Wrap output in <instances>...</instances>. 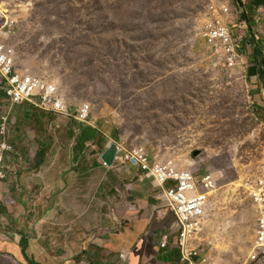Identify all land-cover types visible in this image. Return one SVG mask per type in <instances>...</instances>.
Segmentation results:
<instances>
[{"label":"rangeland","instance_id":"rangeland-1","mask_svg":"<svg viewBox=\"0 0 264 264\" xmlns=\"http://www.w3.org/2000/svg\"><path fill=\"white\" fill-rule=\"evenodd\" d=\"M211 6L230 8L241 52L264 36V7L247 23L237 0H0V23L19 22L8 41L18 68L57 83L71 108L113 116L126 148L146 147L199 178L220 174L198 245L212 264H248L264 123L246 84L210 58L202 33Z\"/></svg>","mask_w":264,"mask_h":264},{"label":"crops","instance_id":"crops-1","mask_svg":"<svg viewBox=\"0 0 264 264\" xmlns=\"http://www.w3.org/2000/svg\"><path fill=\"white\" fill-rule=\"evenodd\" d=\"M254 38L244 41L247 53L239 51L250 100L264 123V81L258 74L264 36ZM6 102L0 87V111ZM11 121L15 152L7 154V178L0 179V264H184L171 236L175 217L152 181L100 160L110 144L125 147L113 116L92 114L89 125L63 122L25 102ZM82 127L95 130L96 138L83 140ZM165 236L168 245L162 248ZM248 264H264V256Z\"/></svg>","mask_w":264,"mask_h":264},{"label":"built area","instance_id":"built-area-1","mask_svg":"<svg viewBox=\"0 0 264 264\" xmlns=\"http://www.w3.org/2000/svg\"><path fill=\"white\" fill-rule=\"evenodd\" d=\"M210 20L202 33L211 60L220 66L233 83L245 84L247 64L238 49L237 41L230 29L233 19L227 6H211ZM1 17V13H0ZM0 23V87L6 92V106L0 111V179L7 178V154L15 148L9 142L14 109L25 102L44 112L65 121H75L84 125L91 124L92 113L88 105L78 106L74 111L60 91L57 83L46 78L36 77L18 68L17 53L8 41L19 31V22L14 17L4 15ZM60 129V126L56 127ZM115 164L120 168H133L144 178L152 181L160 192V200L173 213L175 222L171 236H176L177 246L184 264H212L203 257L198 242L199 236L208 225L209 211L218 191L221 175L209 173L199 178L193 172L184 170L178 164L163 162L152 158L145 147L128 149L120 145ZM249 196L257 215L254 239L255 259L264 256V171L250 187ZM169 236L162 240L166 248ZM120 261L126 262V253L120 254Z\"/></svg>","mask_w":264,"mask_h":264},{"label":"trees","instance_id":"trees-1","mask_svg":"<svg viewBox=\"0 0 264 264\" xmlns=\"http://www.w3.org/2000/svg\"><path fill=\"white\" fill-rule=\"evenodd\" d=\"M240 1L243 9V13H242L243 19L248 23L250 22V18L253 17V14H255V11H257L259 7H264V0H240ZM252 37L254 38L253 35ZM255 50L256 53L260 54L257 48ZM258 74L260 76V79L264 81V67L258 69ZM81 135L83 140H93L96 138L97 133L95 130H93L90 127H82Z\"/></svg>","mask_w":264,"mask_h":264},{"label":"water","instance_id":"water-1","mask_svg":"<svg viewBox=\"0 0 264 264\" xmlns=\"http://www.w3.org/2000/svg\"><path fill=\"white\" fill-rule=\"evenodd\" d=\"M237 3L242 8L241 1L237 0ZM119 150H120V146L118 144L116 143L110 144L100 157L102 164L107 168L113 167L116 161L117 154L119 153Z\"/></svg>","mask_w":264,"mask_h":264}]
</instances>
